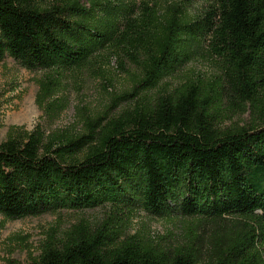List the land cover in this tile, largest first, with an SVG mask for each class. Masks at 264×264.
I'll use <instances>...</instances> for the list:
<instances>
[{
	"label": "trees",
	"instance_id": "trees-1",
	"mask_svg": "<svg viewBox=\"0 0 264 264\" xmlns=\"http://www.w3.org/2000/svg\"><path fill=\"white\" fill-rule=\"evenodd\" d=\"M98 9L96 2L85 8L78 0H0V61L9 56L29 70L76 68L108 42H123L142 69L131 97L188 61L209 35L226 63L225 88L217 94L186 82L151 106L90 122L79 137L11 126L0 142V215L19 219L94 207L113 200L121 186L136 185L154 215L168 214L174 201L183 216L236 222L216 235L205 259L192 244L116 243L106 227L78 224L63 239L49 235L28 264H264V0H213L193 21L182 20L178 6L164 14L145 6L137 22L127 18L119 38L110 25L100 31L91 24ZM41 89L46 94L50 87ZM226 92L239 110L251 108L248 126H219Z\"/></svg>",
	"mask_w": 264,
	"mask_h": 264
},
{
	"label": "rangeland",
	"instance_id": "rangeland-1",
	"mask_svg": "<svg viewBox=\"0 0 264 264\" xmlns=\"http://www.w3.org/2000/svg\"><path fill=\"white\" fill-rule=\"evenodd\" d=\"M59 0H40L42 5ZM69 1V0H63ZM88 8L98 3L91 24L101 31L111 26L119 38L126 29L127 18H140L145 6L164 14L178 6L181 19L193 21L209 9L213 0H78ZM119 39H116V42ZM115 41L98 48L80 67L51 70H29L6 56L0 61V142L7 138L11 126L25 131L39 128L45 136L79 137L90 122L105 123L135 107L151 106L160 95H175L186 82L203 84L222 94L226 82V63L213 49L210 36L195 44L191 58L166 72L157 84L131 97L127 95L142 77L141 65L130 59L123 42ZM138 61L143 57L129 48ZM42 84L50 90L44 94ZM136 89V88H135ZM134 94V93H133ZM219 126L223 129L246 127L252 122L251 108L246 111L232 105L227 92L219 100ZM82 149L79 153H85ZM169 204V213L154 215L143 206V192L121 186L113 200L87 208H62L36 216L4 219L0 215V264H28L40 253L49 235L63 239L78 224L89 228L106 227L118 243L133 238L143 244L162 248L195 245L205 259L216 235L225 233L236 220L233 217L212 223L201 217L180 214L177 204ZM198 240L190 239L192 233Z\"/></svg>",
	"mask_w": 264,
	"mask_h": 264
}]
</instances>
